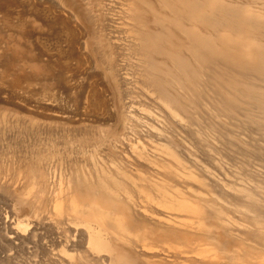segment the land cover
Wrapping results in <instances>:
<instances>
[{
  "label": "rangeland",
  "instance_id": "1",
  "mask_svg": "<svg viewBox=\"0 0 264 264\" xmlns=\"http://www.w3.org/2000/svg\"><path fill=\"white\" fill-rule=\"evenodd\" d=\"M132 1L0 0V187H7L0 190V219L9 224L23 222L30 229L24 236L29 244L19 253L29 258V264H52L56 200L78 191L82 203H92L93 193L104 199L100 187L90 186L84 175L93 174V165L112 173L118 164L136 161L137 156L127 150L128 144L136 147L152 143L140 139L137 144L130 135L128 141L117 144L118 148L113 146V141L127 132L128 102L134 101L137 109L138 103L144 101L136 94L126 99L113 73L114 67L134 60L121 46L120 50L119 42L117 46L110 43L111 35L123 44L132 36L127 7ZM147 1L159 9L158 0ZM162 12L169 15L168 11ZM143 17L151 30L161 31L150 12ZM165 26L178 35L168 23ZM257 38L264 43V34ZM181 40L186 47L183 36ZM84 44L86 51L82 49ZM184 55L196 66L186 48ZM83 92L86 99L80 102L78 96ZM223 92L228 94L226 88ZM95 98L100 100V106L92 103ZM246 98L240 95L239 108L229 116L217 108L218 96L208 83L206 92L196 100L185 94L183 123L160 111L164 116L156 125L166 136L175 137L176 142L173 130L184 138L183 143H178L184 152L185 167L179 169L180 174L191 173L211 183L220 197L232 203V208L244 202L235 189L245 188L255 199H264V129L255 124L256 111ZM155 149L161 155L160 166L172 169L174 161L161 152L160 146ZM159 170L161 175L156 181L165 180L163 169ZM127 171L119 179L123 190L143 208H152L154 191L132 180L144 174L133 167ZM182 182L183 186L195 184L189 178ZM37 187L42 198L33 207L26 201L32 203ZM198 209L208 214L212 209L222 211L218 202L208 207L201 201ZM243 211L238 208L227 213L238 223L248 225ZM33 225L35 235L30 234ZM232 247L236 255L247 254L264 261V249L253 243L233 241Z\"/></svg>",
  "mask_w": 264,
  "mask_h": 264
},
{
  "label": "bare ground",
  "instance_id": "2",
  "mask_svg": "<svg viewBox=\"0 0 264 264\" xmlns=\"http://www.w3.org/2000/svg\"><path fill=\"white\" fill-rule=\"evenodd\" d=\"M158 5L159 9H155L147 0H133L127 5L132 36L124 44L110 36L112 45L119 42L120 50L122 47L134 56L133 61L113 68L125 98L132 94L144 97L137 109L134 101L128 102L127 132L113 141V146L118 148L130 135L136 143L140 139L152 143L136 147L128 144L127 150L137 156L136 161L126 160L112 173L93 165V174L84 175L90 186L100 187L104 199L93 193L92 203H82L78 191L56 200L52 264H264L262 259L231 251L233 241L250 242L264 249V199H255L245 188L235 189L246 203L232 208V203L220 197L211 183L191 173L180 174L179 169L185 167L184 152L178 143H183L184 138L173 130L176 142L175 137L166 136L156 127L162 113L183 123L185 94L196 100L209 83L218 96L220 111L232 115L239 108L240 95H245L256 111L255 124L264 129V43L257 38L264 34V0H158ZM147 12L161 31L151 30L143 17ZM166 23L178 35L166 28ZM185 48L196 66L184 55ZM82 49L86 51L85 44ZM78 97L80 102L86 99L84 92ZM92 103L95 107L101 104L98 98ZM153 107L162 113L154 112ZM42 125L44 134L46 124ZM154 146H160L161 152L174 161L172 169L160 166L161 155ZM132 167L145 176L139 179L130 175L132 180L154 191L156 197H152L154 206L150 209L143 208L120 184V175ZM160 168L165 180L159 179V183L156 180L161 175ZM185 178L195 184L183 186ZM0 188L7 190L6 186ZM41 198L42 191L37 187L32 203H26L35 207ZM201 201L208 207L218 202L222 211H201ZM238 208L244 209L248 225L228 215ZM32 227L30 234L35 235V225ZM1 230L0 264H29V258L19 253L29 244L24 236L30 229L23 222L9 224L0 219Z\"/></svg>",
  "mask_w": 264,
  "mask_h": 264
}]
</instances>
